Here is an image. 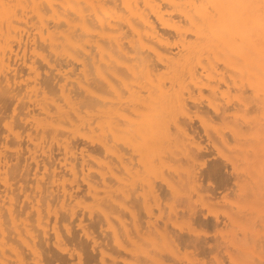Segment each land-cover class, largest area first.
Wrapping results in <instances>:
<instances>
[{"label":"bare ground","instance_id":"bare-ground-1","mask_svg":"<svg viewBox=\"0 0 264 264\" xmlns=\"http://www.w3.org/2000/svg\"><path fill=\"white\" fill-rule=\"evenodd\" d=\"M177 166L264 228V0H0V264H170Z\"/></svg>","mask_w":264,"mask_h":264},{"label":"rangeland","instance_id":"rangeland-1","mask_svg":"<svg viewBox=\"0 0 264 264\" xmlns=\"http://www.w3.org/2000/svg\"><path fill=\"white\" fill-rule=\"evenodd\" d=\"M195 169L176 167L184 178L181 185L176 175L167 176L177 188L170 200L172 206L186 210L185 217L180 216L175 222L176 233L182 231L188 237L180 245L172 241L166 247L169 263L262 264L264 228L247 221L246 201L237 198L230 184L221 193H217V188L214 192L215 178L207 174L198 179ZM227 219H235L237 224L223 225Z\"/></svg>","mask_w":264,"mask_h":264}]
</instances>
